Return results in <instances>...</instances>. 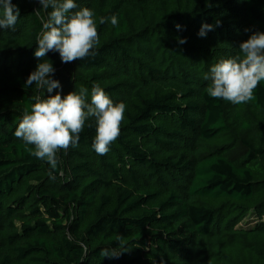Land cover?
<instances>
[{
  "label": "trees",
  "instance_id": "trees-1",
  "mask_svg": "<svg viewBox=\"0 0 264 264\" xmlns=\"http://www.w3.org/2000/svg\"><path fill=\"white\" fill-rule=\"evenodd\" d=\"M75 2L94 12L99 43L70 63L46 54L61 85L50 94L25 83L51 8L12 0L20 17L0 29V264H264V81L235 105L204 79L264 32V0ZM113 15L117 26L99 23ZM96 84L125 104L120 135L98 155L86 121L51 178L14 135L23 112L81 87L90 103Z\"/></svg>",
  "mask_w": 264,
  "mask_h": 264
},
{
  "label": "clouds",
  "instance_id": "clouds-1",
  "mask_svg": "<svg viewBox=\"0 0 264 264\" xmlns=\"http://www.w3.org/2000/svg\"><path fill=\"white\" fill-rule=\"evenodd\" d=\"M41 8L48 12V19L43 22L42 30L36 37L38 47L34 56L42 59L35 71L28 76L25 87L33 83L49 94L60 88L59 81L53 79V64L43 59L50 51L58 52L63 63L83 60L94 54L99 43L94 12L87 8H78L75 0H38ZM0 29L14 28L19 17V8L12 0H0ZM110 20L113 26L118 25L115 15L101 17L100 24ZM219 25V21H217ZM180 26L177 25V28ZM213 26L203 24L198 35L205 37ZM247 31V29H246ZM179 40V43H185ZM211 83L206 88L212 98L223 99L232 104H244L255 99L254 90L264 81V32H253L249 38L239 45V53L221 59L210 68ZM88 89L81 87L79 92H69L61 96H32L34 103L25 109L14 135L21 139L26 151L50 166L49 176L57 169L59 158L57 153L67 151L69 147H77L80 134L84 131L88 120L95 122V136L92 147L98 155H106L109 146L119 137L120 125L124 119L125 104L114 103L104 89L96 84L91 89V100L87 102ZM91 126V125H89ZM125 250L104 248L100 255L108 258H119Z\"/></svg>",
  "mask_w": 264,
  "mask_h": 264
}]
</instances>
